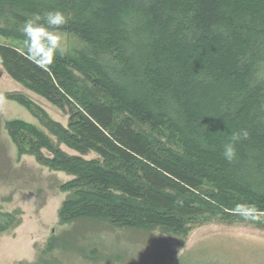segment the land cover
Wrapping results in <instances>:
<instances>
[{
  "label": "trees",
  "instance_id": "1",
  "mask_svg": "<svg viewBox=\"0 0 264 264\" xmlns=\"http://www.w3.org/2000/svg\"><path fill=\"white\" fill-rule=\"evenodd\" d=\"M56 9L68 20L60 31L86 47L41 68L26 47L0 41V66L54 105H75L67 130L18 98L67 145L104 159L68 155L34 126L8 123L22 153L74 176L62 187L74 190L63 221L181 231L207 213L240 221L238 203L264 214V0H0V33ZM241 129L249 137L228 161L223 146Z\"/></svg>",
  "mask_w": 264,
  "mask_h": 264
},
{
  "label": "rangeland",
  "instance_id": "2",
  "mask_svg": "<svg viewBox=\"0 0 264 264\" xmlns=\"http://www.w3.org/2000/svg\"><path fill=\"white\" fill-rule=\"evenodd\" d=\"M2 29L10 33H0L1 42L24 50L25 38L14 34L21 27L3 24ZM61 36L63 53L74 55L86 47L74 34L61 31ZM19 97L67 130L75 119V105H54L0 66V264H264V214L231 222L207 213L190 219L181 231L161 226L130 228L93 218L63 221L64 202L74 190L62 187L74 176L34 154L22 153L8 123L19 120L34 126L68 155L101 163L104 159L94 150L79 151L67 145ZM146 130L163 146L177 143L166 129ZM42 152L44 159L53 156L47 149Z\"/></svg>",
  "mask_w": 264,
  "mask_h": 264
},
{
  "label": "clouds",
  "instance_id": "3",
  "mask_svg": "<svg viewBox=\"0 0 264 264\" xmlns=\"http://www.w3.org/2000/svg\"><path fill=\"white\" fill-rule=\"evenodd\" d=\"M68 22L64 11L60 9L48 11L43 15L34 13L21 27L25 38L27 58L41 68L51 66L57 53H63L61 28ZM247 129L234 131L223 146V156L232 161L237 155L236 144L247 140ZM234 214L244 217L252 216L255 209L246 203H238L232 209Z\"/></svg>",
  "mask_w": 264,
  "mask_h": 264
}]
</instances>
